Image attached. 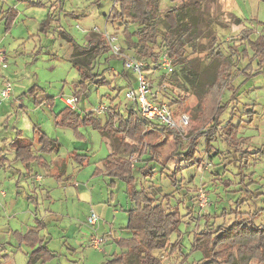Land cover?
<instances>
[{
	"label": "clouds",
	"instance_id": "obj_1",
	"mask_svg": "<svg viewBox=\"0 0 264 264\" xmlns=\"http://www.w3.org/2000/svg\"><path fill=\"white\" fill-rule=\"evenodd\" d=\"M0 264H264V0H0Z\"/></svg>",
	"mask_w": 264,
	"mask_h": 264
}]
</instances>
